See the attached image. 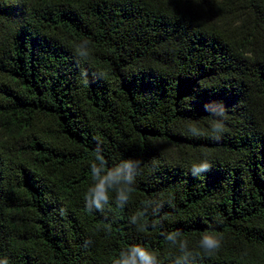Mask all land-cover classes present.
Masks as SVG:
<instances>
[{"label": "trees", "instance_id": "1", "mask_svg": "<svg viewBox=\"0 0 264 264\" xmlns=\"http://www.w3.org/2000/svg\"><path fill=\"white\" fill-rule=\"evenodd\" d=\"M136 245L264 264V0H0V264Z\"/></svg>", "mask_w": 264, "mask_h": 264}, {"label": "clouds", "instance_id": "2", "mask_svg": "<svg viewBox=\"0 0 264 264\" xmlns=\"http://www.w3.org/2000/svg\"><path fill=\"white\" fill-rule=\"evenodd\" d=\"M214 130L217 132H224L226 130L225 124L217 122L214 126ZM194 134L201 135L202 133L196 132L195 129L192 130ZM209 167L207 162L201 163L199 165H193L192 171L193 174H197L202 170H205ZM125 168L127 169L126 173L121 174L120 176L113 177L109 174L106 178H99L98 170H94V176L100 179V183L97 185L96 189V198L97 200L107 199L105 184H110V182L119 183L122 179L125 183L132 181L133 179V168L131 163H126ZM121 198L126 199L127 197L121 194ZM135 222V221H133ZM175 233H170L166 238L169 240L175 239ZM222 238H218L215 233L208 232L201 236L200 238V248L204 252L211 254L214 251L219 250L221 247ZM114 264H154V255L145 247L136 245L130 248L127 255L122 254L121 257L114 261Z\"/></svg>", "mask_w": 264, "mask_h": 264}]
</instances>
